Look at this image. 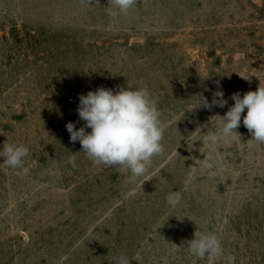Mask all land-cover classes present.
<instances>
[{
	"label": "rangeland",
	"instance_id": "rangeland-1",
	"mask_svg": "<svg viewBox=\"0 0 264 264\" xmlns=\"http://www.w3.org/2000/svg\"><path fill=\"white\" fill-rule=\"evenodd\" d=\"M110 9L109 0H0V150L29 149L26 174L0 157V264H225L227 255L264 264V144L242 120L234 138L203 142L233 93L264 88V0ZM128 83L149 89L165 129L163 154L134 183L127 169L90 161L66 129L84 123L80 94ZM217 90L225 107L191 112L195 95L211 102ZM195 231L218 235L222 255H191L183 246Z\"/></svg>",
	"mask_w": 264,
	"mask_h": 264
},
{
	"label": "clouds",
	"instance_id": "clouds-1",
	"mask_svg": "<svg viewBox=\"0 0 264 264\" xmlns=\"http://www.w3.org/2000/svg\"><path fill=\"white\" fill-rule=\"evenodd\" d=\"M88 4L99 3V0H84ZM111 6L119 14L127 15L129 9L137 0H109ZM117 12L109 14L116 15ZM219 88V82H217ZM195 109L212 110L214 107L223 108L228 104L222 90L212 94L211 102L202 93L195 95ZM234 104L220 117V126L208 130L203 136L204 144L212 147L222 140H230L241 125L248 130L252 141L264 144V88L248 91L241 96L239 92L231 95ZM246 115L242 114L245 113ZM78 118L83 125L76 128V124L68 122L66 129L72 143L79 142L81 153L96 165L105 169L122 167L130 172L129 183L136 182L143 177L152 165L153 157L164 152V127L157 99L153 98L147 87L135 88L131 84L127 87L117 86L116 90L98 87L94 91L79 95V104L76 109ZM207 125H204L206 127ZM90 129L91 131H87ZM29 149L24 145L5 143L0 150L3 163L13 169L21 168L25 172V158ZM76 157L73 154L68 163L77 167ZM206 169H213V163L204 161ZM181 193L173 191L166 197L171 207L180 202ZM189 253L201 260H214L222 255V242L214 233L194 232V238L185 241ZM181 247V246H180ZM225 264H236L233 255L224 257ZM115 264H130L125 256L114 258Z\"/></svg>",
	"mask_w": 264,
	"mask_h": 264
}]
</instances>
